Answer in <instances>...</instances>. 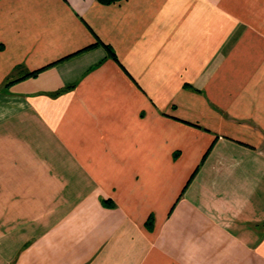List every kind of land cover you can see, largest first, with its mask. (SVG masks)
<instances>
[{"label":"crops","instance_id":"0c3cea01","mask_svg":"<svg viewBox=\"0 0 264 264\" xmlns=\"http://www.w3.org/2000/svg\"><path fill=\"white\" fill-rule=\"evenodd\" d=\"M0 264H264V0H0Z\"/></svg>","mask_w":264,"mask_h":264},{"label":"trees","instance_id":"16d2710c","mask_svg":"<svg viewBox=\"0 0 264 264\" xmlns=\"http://www.w3.org/2000/svg\"><path fill=\"white\" fill-rule=\"evenodd\" d=\"M97 1H98L99 3H101V4H112V3H115V2H119V1H121V0H97ZM99 44L104 45V46L107 48V50H108V54H109V56H110L111 58H113L115 61H117L118 63H120L119 58L117 57L116 52L111 48V46H110L109 44L104 43L101 39H98L96 43H94V44H92V45L86 47V48L83 49V50H87V49H89V48H91V47H94V46H96V45H99ZM79 52H80V51H79ZM120 65H121V63H120ZM121 67H122V66H121ZM39 72H40V70H35V71L31 72L30 75H37Z\"/></svg>","mask_w":264,"mask_h":264}]
</instances>
